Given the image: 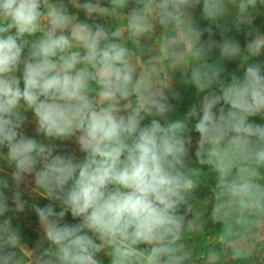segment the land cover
Masks as SVG:
<instances>
[{"label": "clouds", "instance_id": "1", "mask_svg": "<svg viewBox=\"0 0 264 264\" xmlns=\"http://www.w3.org/2000/svg\"><path fill=\"white\" fill-rule=\"evenodd\" d=\"M262 10L264 0H0V264L25 254L30 264H264ZM177 72L197 99L173 119ZM26 183L47 203L24 199ZM26 211L41 232L35 255L13 225ZM209 222L219 230L197 256Z\"/></svg>", "mask_w": 264, "mask_h": 264}, {"label": "rangeland", "instance_id": "2", "mask_svg": "<svg viewBox=\"0 0 264 264\" xmlns=\"http://www.w3.org/2000/svg\"><path fill=\"white\" fill-rule=\"evenodd\" d=\"M201 10H202V6L198 7L195 10L194 18L196 19L197 23L201 27H205L207 25H206V22L201 19V16H200ZM262 13H264V10H262ZM80 18L84 19L83 12L80 13ZM254 24L255 26L259 27L262 31H264V14H262L261 16H258L256 20L254 21ZM168 34L174 35V33H168ZM164 35L165 33H163L162 30L159 27H157L155 34L153 35V38H152L153 42H155L157 45L159 43H162V37ZM230 35H233L236 39L240 40L241 45L243 46V44L245 43L244 33L237 34L233 30V32L230 33ZM215 38L216 39L220 38L218 32H216ZM203 39L205 40L207 39V34H205ZM143 59L147 60L148 57L145 56L143 57ZM258 59L264 60V55H262ZM237 65H238V62H228V70L235 71L237 69ZM169 67H170V62L166 60L164 61L163 64L156 65V71L159 73L160 77L162 78L163 72L167 71ZM173 87L177 91H179L181 94L179 100L172 101L174 104H176V111L172 115V118L175 119V118L181 117L188 110V107H190V105L196 101L197 97L195 96L194 88H192L191 86H186L179 82L178 72L174 74ZM28 116H29V123L26 125V134L32 136L35 134L34 124L31 123V113H28ZM256 122L264 123V121H261L259 118H256ZM60 150L66 151L69 153H76L79 155L77 147L73 142H65L64 144L61 145ZM30 179L31 178H29V180ZM209 183H211L210 178H209ZM30 187H31L30 183H26L25 185L21 186L22 191L24 192V197H23L24 199L29 200L30 203L33 200H36L41 205H43L44 203H47V201H44L40 199L39 197L33 196V194L30 192ZM197 195L200 200H204L210 196V192L208 188L205 186V187H202L198 191ZM13 216H14L13 225L21 229L22 236H23V243L25 244L26 249H28V251L32 252L33 255H35V252L33 251V249L35 248L36 242L38 241L41 235L37 218L35 217L34 213L30 211H26L24 213H14ZM67 219L69 220V222H75V221H71L70 217H68ZM218 230H219V225H212L209 222V224L206 227V235L204 237H198L196 239L197 256H199L200 253L206 251L207 247L210 244L214 243V239L212 238V235ZM23 262L24 264H30L27 254H25L23 258ZM105 264H107L106 259H105ZM256 264H261V256L259 255L256 257Z\"/></svg>", "mask_w": 264, "mask_h": 264}, {"label": "trees", "instance_id": "3", "mask_svg": "<svg viewBox=\"0 0 264 264\" xmlns=\"http://www.w3.org/2000/svg\"><path fill=\"white\" fill-rule=\"evenodd\" d=\"M205 22H206V25H207L208 22L207 21H205Z\"/></svg>", "mask_w": 264, "mask_h": 264}]
</instances>
